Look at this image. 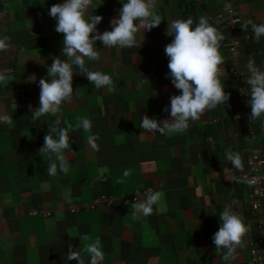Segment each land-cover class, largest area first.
Masks as SVG:
<instances>
[{"label":"crops","instance_id":"0c3cea01","mask_svg":"<svg viewBox=\"0 0 264 264\" xmlns=\"http://www.w3.org/2000/svg\"><path fill=\"white\" fill-rule=\"evenodd\" d=\"M233 1L241 17L235 62L224 32L219 48L224 60L219 79L230 99L207 110L199 121H190L182 134L141 136L140 128L145 114L170 119L164 108L172 95L180 94L167 76L164 49L174 38L166 34L168 22L192 18L195 26L203 16L222 31L210 19L221 0H157L163 21L151 31L138 32L139 47L106 49L97 41L101 59L86 58V64L109 74L114 92L96 89L73 66V98L62 105L61 127L70 123L74 129L77 117L89 118L93 127L90 132L68 130L67 175L58 170L49 176L47 158L39 153L55 117L34 121L31 111L17 110L9 97L0 100V114L12 117L11 125L0 122V264H78L66 254L70 246L82 247L84 234L89 237L85 243L101 241L103 264H253L247 241L228 262L222 259L226 250H217L212 240L221 226L219 215L229 205L249 226L246 238L253 235L249 188L239 180L242 171L227 161V150L240 153L243 164L250 151L258 153L264 175V114L251 123V133L241 125L233 116L242 104L234 96L237 83L232 78L237 67L247 85L249 59L264 70V36L257 38L251 25L243 28L248 20L264 23V0ZM92 2L90 14L104 18L98 31L111 30L122 0ZM56 3L63 0H0V36L9 37L12 45L0 53V71L7 73L0 94L32 88L33 108L39 107V79L47 77L54 58L68 59L62 52L64 36L55 31L57 21L48 14ZM33 75L35 82L29 79ZM143 77L150 83L138 87ZM90 134H99L98 151L88 143ZM125 170L131 175L118 183ZM149 189L163 196L152 215L138 216L131 210L134 192L140 191L143 199ZM262 207L264 211V198ZM85 260L87 264L86 255Z\"/></svg>","mask_w":264,"mask_h":264},{"label":"clouds","instance_id":"9594fccd","mask_svg":"<svg viewBox=\"0 0 264 264\" xmlns=\"http://www.w3.org/2000/svg\"><path fill=\"white\" fill-rule=\"evenodd\" d=\"M122 3L123 6L118 10L119 16L111 20V30L103 33L97 29V25L104 19L103 16L89 12V9L94 7L92 0H63V3L53 4L48 10L49 16L57 21L55 31L64 36L62 52L68 57L67 60L61 57L54 58L47 69V77L39 79V107L33 108L29 105L34 121L48 115L55 117L54 124H49L44 144L39 150V153L47 158L46 171L49 176H56L58 170L67 175L70 170L64 150L70 147L68 130L73 129V125L69 123L66 127H61L59 113L62 105L73 98V66L78 68L79 73L86 75L96 89L106 87L109 92H114L112 77L102 71L91 70L86 64V58L89 61L101 59L100 52L94 47L96 42H102L106 49L139 47L141 44L137 40L138 32L141 29L145 32L151 31L163 21L157 11V0H122ZM193 25L192 18L172 19L168 22L166 34L174 38L164 49L168 57L167 76L171 78L172 84L180 94L172 95L170 105L164 108L165 112H170V119L159 120L150 118L147 114L143 115L140 128L144 130V134L141 136L157 132L161 135L182 134L189 128L190 121H199L207 110L226 104L230 99V94L225 91V86L219 79L220 66L224 63L219 51L220 43L225 39L223 32L203 16L195 26ZM249 25L257 38L264 36V23L257 24L248 20L243 25L245 31ZM11 47L9 37L0 36V53L8 52ZM246 69L247 91L245 88L240 91L249 96L251 107L249 119L255 122L264 114V70H261L253 59H249ZM29 79L35 82L36 76L33 75ZM6 81L7 73L0 71V84ZM148 83L150 81L143 77L137 86ZM0 122L11 125L12 117L0 114ZM92 127L89 118L77 117L73 130L82 129L84 132H90ZM87 139L90 146L98 151L99 145L96 141L99 134H90ZM226 159L233 168L243 171L244 164L240 153L229 148ZM223 171L227 172L228 169ZM130 175L131 171L125 170L123 178H120L118 183L123 184L124 178ZM243 182L250 186L255 183L254 179L246 176L243 177ZM162 196L161 191L149 189L143 199L137 196L135 202L131 204V210L138 216L152 215L154 206L159 205ZM219 219L221 226L212 240L217 250H226L222 259L231 262L236 258L237 248L246 246V236L250 229L230 205L224 207ZM80 239L82 247L73 250L70 246L66 254L67 260L86 264V255L87 264H103L104 252L101 241L96 239L85 243L89 241L87 234L81 235Z\"/></svg>","mask_w":264,"mask_h":264},{"label":"built area","instance_id":"2783aa9c","mask_svg":"<svg viewBox=\"0 0 264 264\" xmlns=\"http://www.w3.org/2000/svg\"><path fill=\"white\" fill-rule=\"evenodd\" d=\"M227 5L231 7L228 8ZM214 21L219 29L225 33L226 36V48L229 52L230 58L235 62L238 55L239 46V31L238 26L241 21V17L236 10V6L233 0H221L219 8L210 18ZM232 78L237 83L236 92H234L235 98L241 102L242 107L238 113L233 114L234 117H239L241 125L251 133V121L249 119L251 108L249 106V96L242 94L240 89L247 91V85H244L243 72L237 68H232ZM33 91L32 88H18L10 93L9 96L6 94H0V100L9 97L19 111H30L29 105L33 103L29 96ZM227 93L231 94L229 91ZM262 158L256 152L250 151L244 160V169L239 175V180L241 183L248 186V199L250 204V209L255 215V221L253 224V235L246 238L247 243L251 247V257L250 261L253 264H264V211L262 207V201L264 198V175L259 171V166L262 163ZM248 177L249 179H254L255 183L251 186L243 182V177ZM140 194V191L134 192V200ZM75 208H71L74 210ZM35 212V211H34ZM48 215L49 212H44Z\"/></svg>","mask_w":264,"mask_h":264}]
</instances>
